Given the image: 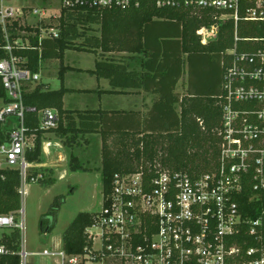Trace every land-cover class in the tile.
<instances>
[{"label": "built area", "instance_id": "1", "mask_svg": "<svg viewBox=\"0 0 264 264\" xmlns=\"http://www.w3.org/2000/svg\"><path fill=\"white\" fill-rule=\"evenodd\" d=\"M146 3L157 9L209 12L217 24L200 29L204 45L217 40L222 23H235L234 47L222 60L217 163L203 172H186L155 162L135 172L116 174L97 219L85 231L88 244L82 254L69 255L63 248L27 252L22 243L21 264H27L29 257L48 258L54 264H264V211L255 219L245 218L238 202L246 186L253 199L264 193V38L241 39L238 35L240 22H264V0H61L59 9L52 11L0 3L7 54L0 61V77L10 100L0 109V125H11L0 142V168L20 171L24 199L31 169L26 152L35 139L29 135L25 118L27 112L37 110L25 107L23 94L25 86L39 82L41 75L14 54L29 45L28 34L19 28L37 18L41 43L58 38V20L64 11L127 10ZM13 30L20 34L16 39H12ZM22 35H27L26 44ZM37 113L41 130L58 128L57 111ZM0 228L19 230L23 235L24 207L17 214L0 215ZM242 234L253 239L254 245L248 246L245 239L238 244L236 237ZM8 253L0 246V255Z\"/></svg>", "mask_w": 264, "mask_h": 264}, {"label": "trees", "instance_id": "2", "mask_svg": "<svg viewBox=\"0 0 264 264\" xmlns=\"http://www.w3.org/2000/svg\"><path fill=\"white\" fill-rule=\"evenodd\" d=\"M58 23V38L44 39L41 43L39 27L19 28L20 32L28 34L29 45L14 54L26 60L28 69L39 73L44 61L59 60L61 63L58 72L61 88L46 90L45 85L39 84L24 92V105L35 108L37 112L46 109L57 111L59 125L51 132L64 139L72 135L64 141V145L70 148L77 136H101L104 197L111 193L116 174L135 172L146 163L153 166L158 162L168 169L186 172H203L217 163L222 116L219 97L224 75L222 60L226 51L235 44L234 21L222 23L217 40L207 45L201 43L199 31L217 24L209 12L194 14L185 10L157 9L149 3L127 10L64 11ZM238 35L241 39L264 38V22H240ZM18 36L20 34L13 30L12 39ZM5 45L0 27V61L7 57L3 50ZM69 51L100 57L95 70L86 72L98 79L110 80L113 88L110 93L126 94V89H144L154 95L150 111L142 116L139 112L64 110V96L72 91L64 87L65 73L82 71L64 65ZM115 54L127 56H121L120 60ZM126 59L132 63L126 66ZM186 66L188 87L186 95L180 96L176 90ZM0 100L5 104L10 102L1 77ZM37 112H27L25 118L29 135H35L32 148L26 152L30 165L42 164L44 156L43 137L47 131L40 129ZM5 127L0 125V142L11 125ZM69 165L72 172L90 170L74 153L70 154ZM39 175L42 178L38 182L43 187L56 183L54 171L47 168L29 169L27 183L32 184ZM22 184L19 170L0 168V215L17 214L22 209ZM253 195L250 187L246 186L238 199L245 218L255 219L258 212L264 211V193L259 199H253ZM64 199L63 196L56 197L43 217V234L53 231ZM98 215L99 212H80L75 217L62 236L63 249L67 254L84 252L88 244L85 231L94 224ZM244 239L248 246L254 245L253 239L245 234L236 237V242L242 244ZM22 243L19 230L4 234L0 246L9 253L0 255V264H21L18 253L22 250Z\"/></svg>", "mask_w": 264, "mask_h": 264}, {"label": "rangeland", "instance_id": "3", "mask_svg": "<svg viewBox=\"0 0 264 264\" xmlns=\"http://www.w3.org/2000/svg\"><path fill=\"white\" fill-rule=\"evenodd\" d=\"M61 0H0L6 7L20 8L30 7L42 10H56L60 7ZM33 20H35L33 18ZM32 22V19H31ZM31 27L29 22H25L23 27ZM27 35H22L23 43H27ZM81 42V41H80ZM121 58V55L117 56ZM95 55L89 53H82L78 51H69L65 55L64 65L68 64L75 68L94 69ZM60 61L52 60L44 64L41 70L43 77L53 76L55 78L42 79L44 84L50 86L51 89L61 88V80L57 76L60 70ZM183 81L182 85L184 86ZM181 85V86H182ZM70 96V95H67ZM72 97L68 98V103ZM75 101V100H74ZM80 97H76L75 103L68 104L71 109L84 107L85 103L81 102ZM144 101H148L145 98ZM112 103L113 109H129L132 100L121 96H114L109 99ZM4 102L0 100V109L4 107ZM18 121L14 119V124ZM9 128L8 124L5 128ZM72 135L65 139H70ZM51 138H56L52 137ZM81 138V139H78ZM78 139V140H77ZM35 139L31 140L30 146L33 145ZM60 140V139H59ZM85 140L83 136H77L73 141H79V148L74 149V154L81 157L82 162L90 170L87 172H72L70 168V147L64 145L65 154L63 166L57 167L56 181L57 183L51 187H43L38 181L26 185V196L23 199V207L25 210V225L26 231L22 235L23 244L27 252H42L45 249L63 248L62 236L64 231L69 227L72 221L80 212H99L102 208L103 202V180L102 169L103 162L101 157V136L92 137L89 139L93 146L85 148L82 143ZM74 142V143H75ZM60 140V144H61ZM101 143V144H100ZM63 147V146H62ZM62 150V148H61ZM49 163L45 162V165ZM54 178V175H53ZM63 196L64 202L61 209L57 212V221L53 231L50 234H43L41 232V222L43 217L47 214L56 197ZM12 231L10 228H0V240L4 234H9ZM45 242H49L51 246H46ZM55 262V261H54ZM48 258L29 257L27 264H54Z\"/></svg>", "mask_w": 264, "mask_h": 264}, {"label": "crops", "instance_id": "4", "mask_svg": "<svg viewBox=\"0 0 264 264\" xmlns=\"http://www.w3.org/2000/svg\"><path fill=\"white\" fill-rule=\"evenodd\" d=\"M34 19L35 20L32 19V22H31V20L29 21V23L33 27H35V25L37 23V18H34ZM116 55L117 56H119V55L127 56V54H125V55L115 54V56ZM99 58L100 57L95 56V62H94L95 65H96V61ZM50 61H52V60H50ZM50 61L42 62L41 68L39 70V73L41 75L40 81L37 83L27 84L24 88L25 91L33 90L39 84L45 85L46 90H58V89H51L49 85L44 84L41 81L42 79L48 80V78H55L53 76L43 77L42 73H41L42 72L41 70L43 69L44 64H46V62H50ZM129 63H132V62H130V60L126 59L125 65L126 66L129 65ZM67 66L75 68L69 64ZM136 68L140 70L141 67H136ZM75 69H81L82 71L70 70V71H67L65 73V77H64V82H63L64 87L72 90L71 92H68L64 96V100H63L64 101V110H66V111H105V112H109V113L117 112V111H125V112H139L142 116H145L153 106V98H154L153 96L154 95H152L151 93H148L144 89H126V92H127L126 94H113V93H110V91L113 90V88L110 84V80L104 79V78L98 79L96 76H93V75L89 74L88 72H86L89 70H95V66H94V69H88V68H75ZM132 69L133 68H131L130 70H132ZM187 72H188V67L186 66L185 67V74H184L183 78L180 80V82L177 86V90H176V93L179 94L180 96L186 95V91H187V87H188V73ZM56 77L59 78L58 72H57ZM184 80H185V82H184V86H183L182 83ZM67 95H70V96H67ZM77 96L80 97V99L82 100L81 102H87V103H85L84 107L77 108V109H71L68 104L75 103ZM114 96H121V97H125V98H130L132 100V102L130 103V108L129 109H113L111 106L112 103L109 102V99L111 97H114ZM69 97H72V99L68 103ZM145 98H148V101H144ZM4 105H5V103H4ZM51 136L56 137V138L52 139ZM99 136H100L99 134L83 136V137H85V140L82 142L84 144V147L87 149V148H90L91 146H93V143L89 139H91L92 137H99ZM59 139L62 142L61 144H60ZM78 139H81V138H78ZM86 140H89V143L86 142ZM64 141H65V139L63 137H61V135H58V134L53 133L51 131L46 132L44 137H43V153H44L43 162H42V164L31 165V169L32 168L33 169L34 168H36V169L37 168L52 169L54 171V178H55L57 167L64 165L62 162L64 160V154L66 152L64 149ZM74 142L71 143L72 147L69 149L71 151V153H74V149L81 147L79 141H76L75 143ZM101 143H102V140H101ZM61 148H62V150H61ZM62 151L64 152V154ZM100 154L102 157V145H101ZM76 156L82 161L80 156H78V155H76ZM45 162H47L49 164L45 165ZM55 180H56V178H55ZM56 183H57V181H56ZM46 188H48V187H46ZM47 234H50V233H46L45 235H47ZM45 244L47 247L51 246L49 242H45ZM62 246H63V242H62Z\"/></svg>", "mask_w": 264, "mask_h": 264}, {"label": "bare ground", "instance_id": "5", "mask_svg": "<svg viewBox=\"0 0 264 264\" xmlns=\"http://www.w3.org/2000/svg\"><path fill=\"white\" fill-rule=\"evenodd\" d=\"M47 144V143H46ZM49 144V143H48Z\"/></svg>", "mask_w": 264, "mask_h": 264}]
</instances>
